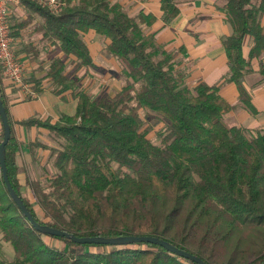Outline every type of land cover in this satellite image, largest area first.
Here are the masks:
<instances>
[{"label":"trees","instance_id":"trees-1","mask_svg":"<svg viewBox=\"0 0 264 264\" xmlns=\"http://www.w3.org/2000/svg\"><path fill=\"white\" fill-rule=\"evenodd\" d=\"M19 1L43 17L37 28L74 55L78 67L92 63L82 32L93 29L107 37V51L120 60L124 81L119 90L96 98L78 91L71 115L19 121L45 128L56 143H30L31 150H48L57 171L45 186L26 177L41 217L20 191L17 173L25 167L16 162L20 143L0 88L10 125L7 174L33 218L78 236L154 235L207 264L264 263V128L228 125L224 116L235 105L217 85L185 83L184 72L173 68L172 53L142 32L151 14L130 16L110 0H77L57 13ZM222 2L231 25L222 40L225 80L235 83L239 102L254 113L245 80L253 72L251 59L264 52V0ZM160 7L164 21L178 13L176 0H160ZM247 36L251 45L244 56ZM62 70L55 60L50 74L60 85L57 91L69 86ZM258 72L262 77L255 84L264 81V65ZM150 114L163 122L158 143L147 137ZM0 238L13 248L12 259L0 257V264H197L153 243H76L41 233L12 200L1 171Z\"/></svg>","mask_w":264,"mask_h":264},{"label":"crops","instance_id":"crops-1","mask_svg":"<svg viewBox=\"0 0 264 264\" xmlns=\"http://www.w3.org/2000/svg\"><path fill=\"white\" fill-rule=\"evenodd\" d=\"M76 1L66 0L65 6ZM110 2L119 4L130 16L140 12L153 16L151 23L141 25L143 34L151 35L161 49L172 53L173 68L184 72V81L187 85L193 86L199 81H204L209 85L218 86L219 94L228 103L235 105L224 116L226 122L227 119H231V123L227 122L228 125L251 129L264 128V81L255 84V81L262 77L258 71L260 66L264 65V52L259 57L251 59L253 72L245 80V86L251 94L252 106L256 111L252 113L239 102L235 83L225 80L228 68L222 40L231 33V25L221 8L222 0H176L178 13L169 21L162 18L160 0H110ZM42 21L43 17L38 12L30 11L20 1L12 6L9 22L13 51L21 60L26 80L36 95L25 97L8 80L0 78V88L13 122L14 135L20 145L25 144L29 149L30 143L36 140L34 132L42 130L43 133H47V130L35 124L25 126L19 124V121L33 116L55 121L61 115L73 114L77 102L76 93L87 91L89 68L95 70L109 66L108 69L116 70L115 74H112L116 82L107 86L110 91L107 90L106 94H112L123 85L122 81L119 82L118 72L119 70L122 73V64L107 51L106 46L109 43L107 37L93 29L82 32L92 63L90 66L78 67L74 55L66 54L58 40L45 37L42 30L37 28ZM261 24L264 26V16ZM250 45L251 37L247 36L242 46L244 56L247 55ZM98 57L100 59H97ZM55 60L63 64L62 74L66 77L64 82H69V86L61 91H57L60 85L54 82L50 74ZM110 75L111 73L108 77ZM98 76L95 78L96 81L101 80V74ZM103 79L105 78H102V81Z\"/></svg>","mask_w":264,"mask_h":264},{"label":"rangeland","instance_id":"rangeland-1","mask_svg":"<svg viewBox=\"0 0 264 264\" xmlns=\"http://www.w3.org/2000/svg\"><path fill=\"white\" fill-rule=\"evenodd\" d=\"M100 56V55H99ZM104 56V55H103ZM97 59H100L98 57ZM109 66L106 68L103 67L100 69H93L89 68V83H88V88L87 92L88 95L91 98H96L100 95L106 94L108 89V85H111V83L116 82L115 78L112 76V74H115V69H108ZM114 71V72H113ZM119 75H120V80L119 82L123 83L122 80V73L118 70ZM94 73L100 75L101 74V80L96 81V77H99L98 75H94ZM111 73L110 77L109 74ZM92 77V78H91ZM102 78L103 79L102 81ZM103 83V85H102ZM114 86V84H112ZM110 91V90H109ZM141 115H143V112L140 111ZM228 123H231V119H227ZM226 122V123H227ZM148 123L151 125L150 131L147 133V137L153 142V143H158L159 138L156 135L158 131L162 129L163 122L158 119L154 114H150L148 118ZM1 129V128H0ZM256 129H263V128H256ZM34 138L36 140L44 141L47 143L49 146H53L56 143L48 137L47 133H43L42 130H36L34 132ZM20 155L17 156L16 162L19 166L23 165L25 168L24 170H21L20 172L17 173V178L20 183V191L24 196H27L30 198L34 208L38 212L39 217H41V211L40 207L38 206L37 202L34 201V197L32 196L31 190L29 186L27 185L26 182V177L28 179H39L41 181V185L45 186L47 184L48 178L55 174L57 171L53 166L51 165V158L49 156V152L46 149H42L40 147H36L33 150L31 148L29 149L28 146L25 144L20 145ZM44 239L46 241H52L54 244H59L58 241L56 240H51L47 236H44ZM87 249H94L93 247H87ZM0 257L3 258L6 261H9L13 257V248L9 242H5L0 238Z\"/></svg>","mask_w":264,"mask_h":264},{"label":"water","instance_id":"water-1","mask_svg":"<svg viewBox=\"0 0 264 264\" xmlns=\"http://www.w3.org/2000/svg\"><path fill=\"white\" fill-rule=\"evenodd\" d=\"M0 123L2 128V138L0 140V171L2 175V180L6 186V189L11 196L12 200L18 206L19 210L22 214L27 218V220L31 223V225L39 232L59 237H65L71 239L73 242L76 243H95V244H108V245H121V244H134V243H153L158 244L168 251L187 259H190L197 264H207L203 261L199 256L192 254L189 251H186L182 248H179L167 240L149 234H137V235H118L114 237H105V236H93V235H85V236H78L69 231L59 229L44 223L37 222L30 211L27 209L26 205L23 203L20 195L12 187L8 174L7 168L5 163V146L10 137V125L7 118L6 109L3 105V102L0 97ZM264 264V263H262Z\"/></svg>","mask_w":264,"mask_h":264},{"label":"built area","instance_id":"built-area-1","mask_svg":"<svg viewBox=\"0 0 264 264\" xmlns=\"http://www.w3.org/2000/svg\"><path fill=\"white\" fill-rule=\"evenodd\" d=\"M19 0H0V78L8 80L18 88L25 97H34L35 91L27 82L24 67L13 51V37L10 29L12 6ZM52 13H57L66 0H32Z\"/></svg>","mask_w":264,"mask_h":264}]
</instances>
